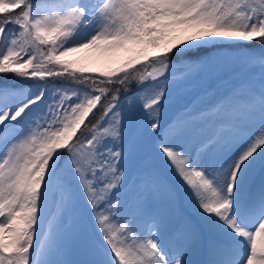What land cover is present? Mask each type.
<instances>
[{"label": "snow or ice", "instance_id": "snow-or-ice-1", "mask_svg": "<svg viewBox=\"0 0 264 264\" xmlns=\"http://www.w3.org/2000/svg\"><path fill=\"white\" fill-rule=\"evenodd\" d=\"M0 264H264V0H0Z\"/></svg>", "mask_w": 264, "mask_h": 264}, {"label": "rangeland", "instance_id": "rangeland-1", "mask_svg": "<svg viewBox=\"0 0 264 264\" xmlns=\"http://www.w3.org/2000/svg\"><path fill=\"white\" fill-rule=\"evenodd\" d=\"M87 54L88 53H85V54H80V55H74L73 57H72V59H76V58H79V57H87ZM174 109V108H173ZM173 109L172 110H170L169 112H168V114L167 115H171V113L173 112Z\"/></svg>", "mask_w": 264, "mask_h": 264}, {"label": "bare ground", "instance_id": "bare-ground-1", "mask_svg": "<svg viewBox=\"0 0 264 264\" xmlns=\"http://www.w3.org/2000/svg\"><path fill=\"white\" fill-rule=\"evenodd\" d=\"M85 53H88V52L78 53V54H75V55L77 56V55L85 54ZM90 55H91L90 53L87 54V56H90ZM175 111H176V109L173 110V112L171 113V115H173L175 113ZM171 115H168V116L170 117Z\"/></svg>", "mask_w": 264, "mask_h": 264}, {"label": "trees", "instance_id": "trees-1", "mask_svg": "<svg viewBox=\"0 0 264 264\" xmlns=\"http://www.w3.org/2000/svg\"><path fill=\"white\" fill-rule=\"evenodd\" d=\"M251 47H255V48H257V47H258V45L256 44V42H255V41H253V42H252V44H251Z\"/></svg>", "mask_w": 264, "mask_h": 264}]
</instances>
